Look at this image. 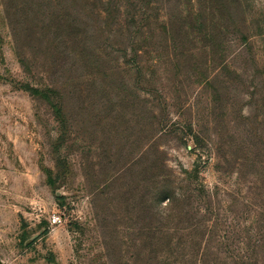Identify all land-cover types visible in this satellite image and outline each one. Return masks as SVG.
I'll return each mask as SVG.
<instances>
[{"label":"rangeland","instance_id":"rangeland-1","mask_svg":"<svg viewBox=\"0 0 264 264\" xmlns=\"http://www.w3.org/2000/svg\"><path fill=\"white\" fill-rule=\"evenodd\" d=\"M0 257L264 264V0H0Z\"/></svg>","mask_w":264,"mask_h":264},{"label":"built area","instance_id":"built-area-1","mask_svg":"<svg viewBox=\"0 0 264 264\" xmlns=\"http://www.w3.org/2000/svg\"><path fill=\"white\" fill-rule=\"evenodd\" d=\"M61 215H59V214H54V216H53V218H52V222L53 223H59V222H61Z\"/></svg>","mask_w":264,"mask_h":264},{"label":"water","instance_id":"water-1","mask_svg":"<svg viewBox=\"0 0 264 264\" xmlns=\"http://www.w3.org/2000/svg\"><path fill=\"white\" fill-rule=\"evenodd\" d=\"M0 264H3L2 258L0 257Z\"/></svg>","mask_w":264,"mask_h":264}]
</instances>
